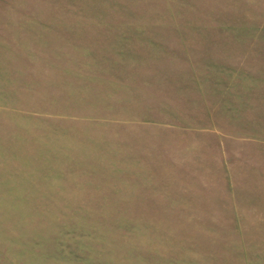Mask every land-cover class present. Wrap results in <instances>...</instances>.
Listing matches in <instances>:
<instances>
[{
	"label": "rangeland",
	"instance_id": "374dc122",
	"mask_svg": "<svg viewBox=\"0 0 264 264\" xmlns=\"http://www.w3.org/2000/svg\"><path fill=\"white\" fill-rule=\"evenodd\" d=\"M0 264H264V0H0Z\"/></svg>",
	"mask_w": 264,
	"mask_h": 264
}]
</instances>
